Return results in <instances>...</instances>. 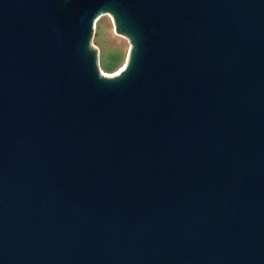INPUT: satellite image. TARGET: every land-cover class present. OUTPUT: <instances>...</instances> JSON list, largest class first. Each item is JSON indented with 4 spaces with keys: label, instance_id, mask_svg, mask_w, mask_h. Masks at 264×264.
Segmentation results:
<instances>
[{
    "label": "water",
    "instance_id": "1",
    "mask_svg": "<svg viewBox=\"0 0 264 264\" xmlns=\"http://www.w3.org/2000/svg\"><path fill=\"white\" fill-rule=\"evenodd\" d=\"M0 264H264V0H0Z\"/></svg>",
    "mask_w": 264,
    "mask_h": 264
},
{
    "label": "rangeland",
    "instance_id": "2",
    "mask_svg": "<svg viewBox=\"0 0 264 264\" xmlns=\"http://www.w3.org/2000/svg\"><path fill=\"white\" fill-rule=\"evenodd\" d=\"M91 44L97 48V66L103 75H112L123 66L128 44L112 33L108 16H101L94 23Z\"/></svg>",
    "mask_w": 264,
    "mask_h": 264
},
{
    "label": "bare ground",
    "instance_id": "3",
    "mask_svg": "<svg viewBox=\"0 0 264 264\" xmlns=\"http://www.w3.org/2000/svg\"><path fill=\"white\" fill-rule=\"evenodd\" d=\"M121 67H122V66H121ZM121 67H120V68H121ZM109 76H110V75H109Z\"/></svg>",
    "mask_w": 264,
    "mask_h": 264
}]
</instances>
